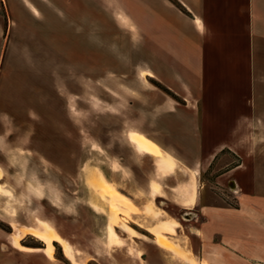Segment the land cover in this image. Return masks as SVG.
I'll return each instance as SVG.
<instances>
[{
    "label": "rangeland",
    "instance_id": "1",
    "mask_svg": "<svg viewBox=\"0 0 264 264\" xmlns=\"http://www.w3.org/2000/svg\"><path fill=\"white\" fill-rule=\"evenodd\" d=\"M23 5L36 13L33 19H24ZM143 8L130 0L0 4V228L6 230H0V264H7L6 253L11 259L20 251L10 240L17 230L12 221L18 228L52 224L79 264H188L155 243L147 229L166 219L174 226L164 235L189 249L195 264H220L223 234L214 230L226 213H235L225 209L245 201L240 170L227 172L237 159L207 144L197 97H183L144 74L150 66L144 63ZM165 98L177 105L170 112L158 106ZM193 100L198 120L185 110ZM131 131L171 153L175 172L159 176L154 156L143 154L150 148ZM94 169L138 212L111 226L108 206L104 213L92 207L95 195L87 182ZM152 180L160 182V195H152ZM150 202L156 210L145 211ZM21 242L45 255L36 236L25 234ZM54 244V260L74 264Z\"/></svg>",
    "mask_w": 264,
    "mask_h": 264
},
{
    "label": "crops",
    "instance_id": "2",
    "mask_svg": "<svg viewBox=\"0 0 264 264\" xmlns=\"http://www.w3.org/2000/svg\"><path fill=\"white\" fill-rule=\"evenodd\" d=\"M3 1L26 0H0V4ZM130 1L142 2L144 7V63L150 66L144 74L154 76L183 97H197L202 106L200 127L206 131L207 144L236 156L237 164L227 172L240 170L245 201L237 208L225 209L235 213H226L220 230H214L223 234L225 251L220 264L264 261V0H175L188 14L175 7L172 0ZM25 6L24 19H33L36 13L31 8L28 13ZM34 8L38 10L35 5ZM4 34L0 12V64L4 58ZM158 106L170 112L177 105L165 98ZM189 106L186 112L198 120L199 103L193 100ZM135 132L131 131V137H140L137 140L150 148L143 154L154 156L157 174L174 173L172 161L177 164L176 158L152 137ZM219 132L222 138L217 140ZM150 187L152 195L161 194L159 181L152 180ZM185 202L191 204L190 200ZM146 206L145 211L156 210L153 202ZM156 225L154 229L147 228L155 236V243L158 233L164 235L167 228L174 226L171 219L159 220ZM116 233L119 234L117 230ZM24 235L22 231L11 235L12 245L20 251L11 259L6 253L7 264H65L54 260L55 256L51 257L45 248L41 252L47 257L33 250L39 247L24 245ZM186 250L195 264L197 260Z\"/></svg>",
    "mask_w": 264,
    "mask_h": 264
},
{
    "label": "bare ground",
    "instance_id": "3",
    "mask_svg": "<svg viewBox=\"0 0 264 264\" xmlns=\"http://www.w3.org/2000/svg\"><path fill=\"white\" fill-rule=\"evenodd\" d=\"M87 183L95 195L92 207H94L96 211L104 213V206L107 205L109 208V214H107V221L111 226L114 227L115 224L119 222V219H123L125 221V219H127L126 217L129 215L130 212H138V207L134 203V201L129 196L121 192L116 187V185L104 175L101 170H91V176ZM146 209H148L147 206L145 207V210ZM11 225L14 228H17L16 232L22 231L24 234L34 235L41 241H43L45 245L44 248L51 257L55 256L54 243L57 242L62 247L64 256L74 264H79L77 261L74 260L70 242L66 238H64L54 226L45 223V226L43 228L34 227L32 229H26L23 227L18 228L17 223H15L14 221L11 222ZM124 227L127 232H134V228L130 225L125 224ZM156 242L162 248L173 252L182 260L188 263L192 262L188 251L183 248L180 244L176 243L167 236L158 233Z\"/></svg>",
    "mask_w": 264,
    "mask_h": 264
},
{
    "label": "trees",
    "instance_id": "4",
    "mask_svg": "<svg viewBox=\"0 0 264 264\" xmlns=\"http://www.w3.org/2000/svg\"><path fill=\"white\" fill-rule=\"evenodd\" d=\"M174 3H176L182 10L186 11V9L178 2L175 0H172ZM187 12V11H186Z\"/></svg>",
    "mask_w": 264,
    "mask_h": 264
},
{
    "label": "flooded vegetation",
    "instance_id": "5",
    "mask_svg": "<svg viewBox=\"0 0 264 264\" xmlns=\"http://www.w3.org/2000/svg\"><path fill=\"white\" fill-rule=\"evenodd\" d=\"M0 230H1L2 232H5V233H6V230H5V229L0 228ZM0 249H1V243H0Z\"/></svg>",
    "mask_w": 264,
    "mask_h": 264
}]
</instances>
